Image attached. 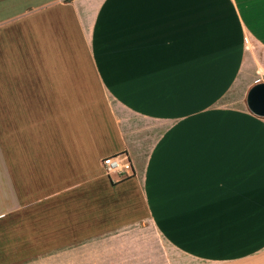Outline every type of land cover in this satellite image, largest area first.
<instances>
[{"label":"crops","instance_id":"1","mask_svg":"<svg viewBox=\"0 0 264 264\" xmlns=\"http://www.w3.org/2000/svg\"><path fill=\"white\" fill-rule=\"evenodd\" d=\"M260 26L264 0H0V264H264Z\"/></svg>","mask_w":264,"mask_h":264},{"label":"built area","instance_id":"2","mask_svg":"<svg viewBox=\"0 0 264 264\" xmlns=\"http://www.w3.org/2000/svg\"><path fill=\"white\" fill-rule=\"evenodd\" d=\"M102 165L108 176H118L117 181L121 178L131 177L134 173L132 163L124 153L106 157L103 159Z\"/></svg>","mask_w":264,"mask_h":264},{"label":"water","instance_id":"3","mask_svg":"<svg viewBox=\"0 0 264 264\" xmlns=\"http://www.w3.org/2000/svg\"><path fill=\"white\" fill-rule=\"evenodd\" d=\"M246 104L251 113L264 117V83H259L249 90Z\"/></svg>","mask_w":264,"mask_h":264},{"label":"rangeland","instance_id":"4","mask_svg":"<svg viewBox=\"0 0 264 264\" xmlns=\"http://www.w3.org/2000/svg\"><path fill=\"white\" fill-rule=\"evenodd\" d=\"M264 29L263 26H260L259 29ZM261 33V32H260ZM74 261H64L61 260L59 257H56L53 261H22L16 264H73Z\"/></svg>","mask_w":264,"mask_h":264}]
</instances>
